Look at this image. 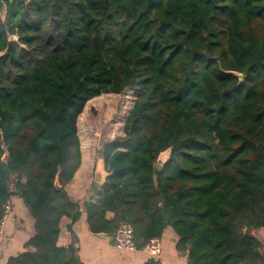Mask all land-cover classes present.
<instances>
[{
  "label": "trees",
  "instance_id": "1",
  "mask_svg": "<svg viewBox=\"0 0 264 264\" xmlns=\"http://www.w3.org/2000/svg\"><path fill=\"white\" fill-rule=\"evenodd\" d=\"M4 1L0 223L12 196L34 220L33 251L6 264H79L56 243L60 218L80 212L65 190L77 118L126 88L140 93L102 146L109 174L101 202L85 203L89 230L127 222L141 249L168 227L186 264H264L251 233L264 227V0Z\"/></svg>",
  "mask_w": 264,
  "mask_h": 264
},
{
  "label": "crops",
  "instance_id": "2",
  "mask_svg": "<svg viewBox=\"0 0 264 264\" xmlns=\"http://www.w3.org/2000/svg\"><path fill=\"white\" fill-rule=\"evenodd\" d=\"M79 140L80 166L66 184L65 190L70 201L78 206L80 212L75 220L66 215L60 218L57 245L72 246L79 264H143L151 257L143 249L135 251L116 249L113 245V235L94 234L89 230L85 203L99 204L101 202L103 193L101 183L95 181L96 171L97 168L102 170L103 176L105 172L99 161L102 148H91V139L89 144H83L80 136ZM10 201L11 210L0 226L2 230L0 264H6L10 256L17 255L25 249L33 251L32 247L25 248L24 246L28 238L34 234V220L30 210L17 196L10 197ZM105 218L111 220L115 218V215L113 212L107 211ZM251 233L260 241L261 251L264 254V227L252 229ZM159 239L161 252L155 258L159 260L160 264H186V253L177 249L178 237L170 228L166 227Z\"/></svg>",
  "mask_w": 264,
  "mask_h": 264
},
{
  "label": "rangeland",
  "instance_id": "3",
  "mask_svg": "<svg viewBox=\"0 0 264 264\" xmlns=\"http://www.w3.org/2000/svg\"><path fill=\"white\" fill-rule=\"evenodd\" d=\"M139 93L138 90L126 89L119 94L104 93L90 99L79 122L77 118L79 136L86 135L92 140L91 148L97 149L122 135L124 120Z\"/></svg>",
  "mask_w": 264,
  "mask_h": 264
},
{
  "label": "built area",
  "instance_id": "4",
  "mask_svg": "<svg viewBox=\"0 0 264 264\" xmlns=\"http://www.w3.org/2000/svg\"><path fill=\"white\" fill-rule=\"evenodd\" d=\"M9 38L17 41V37L15 35H9ZM11 210V201L10 198L7 199L4 203V211L0 226L4 222L5 218L8 216ZM2 238V230L0 228V240ZM113 245L116 249H127V250H137L133 230L130 224L127 222L121 221L118 223V226L113 234ZM143 249L149 256L155 257L158 256L161 252V243L159 237L150 238L144 246Z\"/></svg>",
  "mask_w": 264,
  "mask_h": 264
},
{
  "label": "water",
  "instance_id": "5",
  "mask_svg": "<svg viewBox=\"0 0 264 264\" xmlns=\"http://www.w3.org/2000/svg\"><path fill=\"white\" fill-rule=\"evenodd\" d=\"M21 1H23L24 3H27L29 0H21ZM5 12H6V3H5L4 0H0V17L4 18ZM233 73L238 77L239 80H242V74L241 73H238V72H233ZM169 152H170V149H167V150H164V151H162V152L159 153V155L157 157V160H156L157 165L162 166L166 162V160L168 158V155H169ZM6 159H7V152H4V154L2 156V160L3 161H6ZM99 161H100V163L102 165V169L104 170L105 175L103 176L102 170H100L99 168H97V171H96V180L95 181L97 183H101V185H102L103 182L105 181V178L109 174L106 171V169H105L104 158H103V154H102V149L100 150ZM54 185H55V187L57 189L60 188V185L58 184L57 179L55 180Z\"/></svg>",
  "mask_w": 264,
  "mask_h": 264
},
{
  "label": "bare ground",
  "instance_id": "6",
  "mask_svg": "<svg viewBox=\"0 0 264 264\" xmlns=\"http://www.w3.org/2000/svg\"><path fill=\"white\" fill-rule=\"evenodd\" d=\"M83 116V114L81 113L80 115H79V117H78V122H79V120H81V117ZM82 123V122H81ZM81 126V125H80ZM82 133V132H81ZM82 135V141H83V144H89V138L86 136V135H84V134H81ZM80 135V136H81ZM82 144V145H83ZM92 146V145H91ZM82 147V146H81ZM92 151V150H91ZM84 152V151H83Z\"/></svg>",
  "mask_w": 264,
  "mask_h": 264
}]
</instances>
